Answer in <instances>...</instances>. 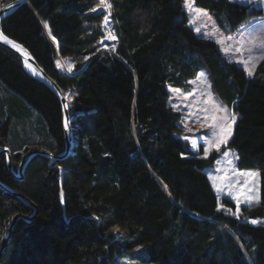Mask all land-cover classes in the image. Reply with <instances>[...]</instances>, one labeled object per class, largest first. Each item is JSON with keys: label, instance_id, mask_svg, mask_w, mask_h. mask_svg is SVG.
Listing matches in <instances>:
<instances>
[{"label": "trees", "instance_id": "1", "mask_svg": "<svg viewBox=\"0 0 264 264\" xmlns=\"http://www.w3.org/2000/svg\"><path fill=\"white\" fill-rule=\"evenodd\" d=\"M182 1L111 0L110 52L102 48L100 0H29L1 20L2 34L71 93L77 134L68 156L37 154L17 177L31 151H65V121L57 94L0 45V148L12 153V171L0 155V246L23 216L1 264H264V224L247 222L264 218V59L249 78L194 33ZM192 2L227 33L251 14L231 0ZM203 67L238 114L229 143L238 168L260 171V203L240 218L229 214L227 198L219 209L203 171L217 154L194 153L167 104V86L186 88ZM27 200L37 208L31 219Z\"/></svg>", "mask_w": 264, "mask_h": 264}, {"label": "rangeland", "instance_id": "2", "mask_svg": "<svg viewBox=\"0 0 264 264\" xmlns=\"http://www.w3.org/2000/svg\"><path fill=\"white\" fill-rule=\"evenodd\" d=\"M110 1L111 0H100V4L96 7L98 12H104L106 14L105 17H107V22H105L104 18L106 37L102 41V48L107 52L114 51L117 45V38L115 40L108 38L109 33L115 35L110 20ZM231 1L249 6L251 14L239 29L230 33H227L226 30L222 29L218 25L217 21L209 10L194 5L192 0L190 7H186L185 0H183L182 7L187 16L188 26L194 31L196 35L215 42L220 53L227 60V62L235 63L240 68L245 70L243 63L238 62V60H248V67L252 69L253 74L249 75L247 71L245 72L249 78H252L257 66L264 59V45H261L258 40L256 46L252 48L251 51H249L248 49L251 46L246 42L250 41L253 37L264 38V0ZM109 5L110 7H108ZM2 7L3 6L0 5V9ZM255 10H261V15L254 14L253 12ZM198 12L206 13L207 15L201 14L197 16L196 14ZM197 29H200V31H197ZM209 33L212 35H208ZM228 37H231V39H228ZM220 38H224L223 44L217 42V40ZM242 43L244 50L242 52H237L236 48L240 47ZM224 48H229V52L226 53L223 50ZM249 57H251V59H249ZM59 63L61 67L66 69L67 72L70 71V63L66 64V62L64 63L62 60H60ZM253 65H255V67H253ZM201 73H204L205 76L201 77ZM29 74L32 75L31 73ZM32 76L35 77L34 75ZM188 84L189 85L186 88H178L171 85L167 86L169 93L167 104L180 116L179 127L182 131L180 132L179 136L190 144L192 151L199 157L207 159L211 157L213 153L217 154L213 164L205 168L203 171L209 180L212 190L218 197L219 209L226 207V205L223 204L221 200L223 198H227V200H230L233 203L232 206L227 205V210H231L228 211L229 214L236 218H240L242 216L243 208L253 207L260 203V171L257 169H239L237 165L238 154L234 149L229 147V143L234 135V127L238 119V114L232 108L228 107L217 95L216 91L214 90L212 78L206 67H203L198 72L196 77L189 80ZM174 90L179 91L177 92ZM64 96L67 97L69 106L72 95L71 93H68L67 95L64 94ZM233 115L235 116V120H232ZM225 116L227 119H224ZM213 118H215V120ZM73 136V139L76 143L77 134L74 132V130ZM185 137H189V139L186 140ZM217 137H226L227 143L221 144L219 151L213 150L207 157H205V149L208 147L206 141H211L214 145L218 142ZM191 140L197 141V145L195 147H193L190 143ZM74 144L72 145L70 152L75 149ZM35 150L44 151L43 149ZM8 151L12 165V153L9 149ZM226 151L230 152V155L227 157L224 156V152ZM1 154L6 155L8 166L9 155L7 153H0V155ZM228 161H231V163ZM248 173H254L256 175L249 176L247 175ZM237 201H239V215L235 214ZM247 222L252 225H261L264 224V218L249 219ZM111 230L114 233H118L120 231L119 227L117 226L113 227Z\"/></svg>", "mask_w": 264, "mask_h": 264}, {"label": "water", "instance_id": "3", "mask_svg": "<svg viewBox=\"0 0 264 264\" xmlns=\"http://www.w3.org/2000/svg\"><path fill=\"white\" fill-rule=\"evenodd\" d=\"M29 0H16L13 1L5 6H3L0 9V21L5 18L6 16H8L9 14H11L16 8H18L20 5H22L23 3L27 2ZM0 31H1V27H0ZM2 32V31H1ZM10 40V39H8ZM11 41V40H10ZM0 45L13 51L14 53H16L17 55H19L23 61L28 62L29 64H31V66L37 70L41 77L38 79L40 81H42L43 83H45L47 86H49L51 89H53V91L58 95L59 99L62 102L63 105V110H64V115H65V120H67V126H64L65 128V135H66V144H65V151L62 154L59 155H52V154H48L44 151L41 150H34L31 151L29 153V155H27L23 161L21 162L20 166H19V175H23V172L30 160V156L32 155H36V154H41V155H47L52 157L54 160H60L65 158L66 156H68L70 154L71 151V147H72V141H71V136H72V130H71V126H70V116H69V106L67 108L64 107L65 104L68 105V99L67 97L64 96L62 89L59 87V85L56 83V81L49 76L45 70L38 64V62L34 59V57L26 50L27 55L26 54H22L19 50H17L15 47L11 46L10 44L1 41L0 40ZM24 48V47H22ZM33 75V74H32ZM7 153L9 155V151L7 149H0V153ZM8 163H9V169H11V159H10V155L8 156ZM1 184V183H0ZM11 192L13 194H15L17 197H20V195L14 191L11 190ZM22 197V196H21ZM20 197V198H21ZM27 203L29 204V206H31L34 209V212H37V208L34 204H32L30 201L27 200ZM34 216V213L29 216L28 218L25 217V219H31ZM23 217L22 215H17L15 216V218L13 219L9 229H8V233L6 234L5 238L2 241V245H1V250H0V256L2 255L3 251L5 250L7 243L9 241L10 238V232L13 229V227L15 226L17 220L19 218Z\"/></svg>", "mask_w": 264, "mask_h": 264}, {"label": "snow or ice", "instance_id": "4", "mask_svg": "<svg viewBox=\"0 0 264 264\" xmlns=\"http://www.w3.org/2000/svg\"><path fill=\"white\" fill-rule=\"evenodd\" d=\"M190 5H191V0H185V6L186 7H190ZM108 7H110V5ZM201 14L207 15L206 13H200V12H198L196 15L199 16ZM105 22H107V17H105ZM197 31H200V29H197ZM208 35H212V34L209 33ZM108 38L109 39H112V40H115L116 39L115 35H113L112 33H109L108 34ZM223 39L224 38H220V39L217 40V42L223 44ZM228 39H231V37H228ZM258 40H259V42H260L261 45H264V38H261V37H253L250 41H247L246 42L248 45L251 46L248 49L249 51H251L252 48H254L256 46ZM13 46L14 47H20L19 45H15V44ZM113 50H114V48H113ZM223 50L227 53V52H229L230 49L229 48H224ZM243 50H244L243 43L241 44L240 47L236 48V51L237 52H242ZM249 59H251V57H249ZM238 62L243 63L244 68H245V71H247L249 75H252L253 74L252 69H250L248 67V60L241 59V60H238ZM253 67H255V65H253ZM200 75H201V77H204L205 76L204 73H201ZM174 91H177L178 92L179 90H174ZM64 107L67 108L68 105L65 104ZM213 119L215 120V118H213ZM224 119H227V117L225 116ZM232 120H235V116L234 115L232 116ZM65 126H67V120L65 121ZM185 139L188 140L189 137H185ZM217 140H218V142L215 143L214 145H213V143L211 141H206V143L208 144V147L205 149V157H207L210 154V152L213 151V150L214 151H219L221 144H226L227 143V138L226 137H223V138L217 137ZM190 143L192 144L193 147H195L197 145V141L196 140H191ZM229 155H230V152L229 151L224 152V156L225 157H227ZM228 162L231 163V161H228ZM247 175H249V176H255L256 174H254V173H248ZM228 211H231V210H228ZM239 211H240V209H239V201H237L236 213L235 214L236 215H239ZM253 222H255V221H253Z\"/></svg>", "mask_w": 264, "mask_h": 264}, {"label": "bare ground", "instance_id": "5", "mask_svg": "<svg viewBox=\"0 0 264 264\" xmlns=\"http://www.w3.org/2000/svg\"><path fill=\"white\" fill-rule=\"evenodd\" d=\"M4 19V18H3ZM6 37L2 34V32L0 31V40L1 41H4V42H6V43H8V44H10L11 46H13L14 44L15 45H19V44H17V43H15V42H13V41H10V40H8V38H6ZM11 42V43H10ZM20 47H15L17 50H19L23 55L24 54H26L27 55V52H26V50H25V48H22L23 46H21V45H19ZM14 47V46H13ZM23 60V59H22ZM24 67H25V69L29 72V73H31V74H33L36 78H40L41 77V75H40V73L37 71V70H35L32 66H31V64H29L28 62H25L24 61ZM54 79V78H53ZM55 80V79H54ZM66 121V120H65ZM70 126H71V124H70ZM71 132H72V136H71V141H72V144H74L75 143V141H74V136H73V129H72V127H71ZM66 136V135H65ZM74 146H75V144H74ZM75 148V147H74ZM0 149H5V148H0ZM8 150V149H7ZM44 152H46V151H44ZM2 153V152H1ZM47 153V152H46ZM62 154V153H61ZM27 155H29V153L27 154ZM59 155V154H58ZM34 155H32V156H30V159L33 157ZM8 168H9V165H8ZM9 170H12V165H11V169H9ZM24 173V172H23ZM17 177H19V178H21L22 177V175L20 176L19 175V171H18V175H17ZM33 213H34V215L37 213V212H34L33 211ZM32 213V214H33ZM31 216V215H30ZM1 245H2V243H1ZM0 250H1V246H0ZM5 252V250L3 251V253ZM3 255V254H2ZM1 255V256H2ZM1 256H0V258H1ZM0 264H1V262H0Z\"/></svg>", "mask_w": 264, "mask_h": 264}]
</instances>
